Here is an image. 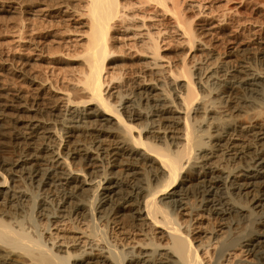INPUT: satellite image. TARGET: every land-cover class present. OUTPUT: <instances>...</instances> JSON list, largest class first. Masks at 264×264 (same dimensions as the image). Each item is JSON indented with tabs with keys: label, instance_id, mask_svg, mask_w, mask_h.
Here are the masks:
<instances>
[{
	"label": "bare ground",
	"instance_id": "6f19581e",
	"mask_svg": "<svg viewBox=\"0 0 264 264\" xmlns=\"http://www.w3.org/2000/svg\"><path fill=\"white\" fill-rule=\"evenodd\" d=\"M7 12L0 264H264V0Z\"/></svg>",
	"mask_w": 264,
	"mask_h": 264
},
{
	"label": "rangeland",
	"instance_id": "374dc122",
	"mask_svg": "<svg viewBox=\"0 0 264 264\" xmlns=\"http://www.w3.org/2000/svg\"><path fill=\"white\" fill-rule=\"evenodd\" d=\"M15 0H0V50L3 52V55L8 57L16 56L20 53L32 55V52H29V46L21 45L14 41V32L17 31L19 26L18 15L12 14L11 12H7V7L14 6ZM212 42V41H210ZM32 63V62H31ZM34 73L39 76H43L47 71V65L43 61H38L33 63L32 69ZM14 80V79H13ZM14 82L23 88H27V85L22 84L19 80H14ZM10 117L15 119V114L8 112ZM13 156L14 153H3L0 152V156ZM177 197H164L163 202L172 205L176 209L179 206ZM195 226H193L194 228Z\"/></svg>",
	"mask_w": 264,
	"mask_h": 264
}]
</instances>
